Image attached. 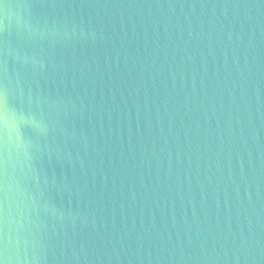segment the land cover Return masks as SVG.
<instances>
[{
	"label": "water",
	"instance_id": "water-1",
	"mask_svg": "<svg viewBox=\"0 0 264 264\" xmlns=\"http://www.w3.org/2000/svg\"><path fill=\"white\" fill-rule=\"evenodd\" d=\"M5 264H264V0H0Z\"/></svg>",
	"mask_w": 264,
	"mask_h": 264
},
{
	"label": "snow or ice",
	"instance_id": "snow-or-ice-1",
	"mask_svg": "<svg viewBox=\"0 0 264 264\" xmlns=\"http://www.w3.org/2000/svg\"><path fill=\"white\" fill-rule=\"evenodd\" d=\"M3 102H4L3 93L2 91H0V106L3 105ZM2 255H3V251L2 249H0V257H2ZM0 264H5V261L2 258H0Z\"/></svg>",
	"mask_w": 264,
	"mask_h": 264
}]
</instances>
